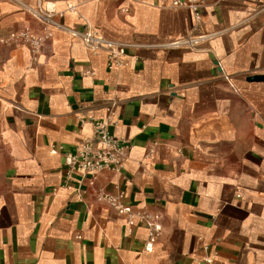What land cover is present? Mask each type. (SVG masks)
<instances>
[{
  "label": "crops",
  "instance_id": "crops-1",
  "mask_svg": "<svg viewBox=\"0 0 264 264\" xmlns=\"http://www.w3.org/2000/svg\"><path fill=\"white\" fill-rule=\"evenodd\" d=\"M24 1L135 47L110 69L67 32L36 61L26 44L0 46V264H264V0H209L199 18L162 0ZM25 28L40 32L0 0V37ZM105 119L132 148L97 188L162 215L151 253L144 225L130 229L91 194H53L66 167L52 148L75 152Z\"/></svg>",
  "mask_w": 264,
  "mask_h": 264
},
{
  "label": "built area",
  "instance_id": "built-area-1",
  "mask_svg": "<svg viewBox=\"0 0 264 264\" xmlns=\"http://www.w3.org/2000/svg\"><path fill=\"white\" fill-rule=\"evenodd\" d=\"M9 1L17 3L22 11L32 16L38 23L40 32H34L30 28L10 32L7 36L0 37V46L26 44L34 61L40 55L43 45L48 41H52L56 32H67L92 53L105 52L107 66L110 69L125 67L128 51L135 47L133 43L109 39L90 27L84 30L67 27L63 22L64 12L59 11L52 2L38 1L36 6H31L24 0ZM208 1L162 0L160 6L173 10L185 9L196 18H199ZM69 10L75 11V7L71 6ZM208 39V35L187 36L172 42L170 46L192 49ZM220 69L222 70L221 67ZM85 75L93 76L94 73L91 71L85 73ZM111 125L109 119L96 122L93 128V136L78 144L73 153L64 151L63 147L52 148L51 154L63 155L66 167L63 185L60 188H55L53 194H57L61 189H72L77 201L81 203H85L86 198L91 194L97 202L114 209L119 215L125 217L126 225L130 229L135 228L137 225H144L147 230L144 248L146 252L151 253L164 232L162 215L144 210L134 211L132 206L124 203L126 197L124 191L112 194L104 187L97 188L99 177L104 171L122 175L132 148L129 142L122 141L110 132ZM153 152V149H151L147 157H150ZM208 262L211 263V261Z\"/></svg>",
  "mask_w": 264,
  "mask_h": 264
}]
</instances>
